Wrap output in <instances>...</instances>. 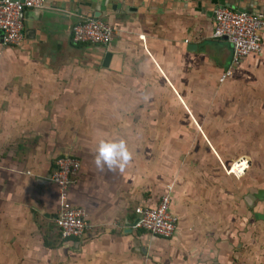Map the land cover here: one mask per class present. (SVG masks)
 <instances>
[{
    "label": "crops",
    "instance_id": "0c3cea01",
    "mask_svg": "<svg viewBox=\"0 0 264 264\" xmlns=\"http://www.w3.org/2000/svg\"><path fill=\"white\" fill-rule=\"evenodd\" d=\"M47 2L0 52V264H264V49L234 65L213 37L219 6L264 12V0ZM97 12L113 42L74 44ZM102 139L127 145L122 171L96 166ZM63 155L82 162L79 238L56 225ZM169 185L176 235L135 228Z\"/></svg>",
    "mask_w": 264,
    "mask_h": 264
},
{
    "label": "built area",
    "instance_id": "2783aa9c",
    "mask_svg": "<svg viewBox=\"0 0 264 264\" xmlns=\"http://www.w3.org/2000/svg\"><path fill=\"white\" fill-rule=\"evenodd\" d=\"M47 0H0V52L2 48L17 46L25 40L23 13L30 9L44 8ZM74 44L92 43L110 45L115 37L114 26L94 17H87L73 26ZM213 37L227 39L233 48V64H239L251 54H261L264 49V12H241L230 6L215 10ZM233 75L230 68L220 78L221 82ZM82 169V162L73 155L57 158L55 170L50 177L59 188L61 208L56 225L64 239L79 238L91 228L87 210L71 202L69 194L74 179ZM173 186H167L155 206L136 209L138 219L135 228L147 231L154 237L173 238L179 226V217L171 209Z\"/></svg>",
    "mask_w": 264,
    "mask_h": 264
},
{
    "label": "clouds",
    "instance_id": "9594fccd",
    "mask_svg": "<svg viewBox=\"0 0 264 264\" xmlns=\"http://www.w3.org/2000/svg\"><path fill=\"white\" fill-rule=\"evenodd\" d=\"M130 159L127 145L123 140H100L95 157V164L103 169L105 165L109 169H124Z\"/></svg>",
    "mask_w": 264,
    "mask_h": 264
},
{
    "label": "water",
    "instance_id": "95a60500",
    "mask_svg": "<svg viewBox=\"0 0 264 264\" xmlns=\"http://www.w3.org/2000/svg\"><path fill=\"white\" fill-rule=\"evenodd\" d=\"M48 3V2H47ZM46 3V6L44 7V8H38V9H30L32 12H33V10H35V11H44L46 8H48V4ZM229 6V5H228ZM230 7H233V6H230ZM234 8H236V7H234ZM236 9H238L239 11H241V12H248L246 9H244V8H236ZM27 12V11H26ZM26 12H24L23 13V19H24V21H25V18L27 19L28 18V13H26ZM252 13H255V12H252ZM100 16H101V14H100V12H97L96 14H95V16H90V17H94V18H97V19H99L100 18ZM82 20V18L80 19V20H78V22L79 21H81ZM77 22V23H78ZM76 24V23H75ZM74 24V25H75ZM27 33V30H25V34ZM190 48L191 49H195V48H197V46L196 45H192V46H190ZM262 193V192H261ZM264 194V193H263ZM258 197L260 198V199H262V198H264V196H262V195H258Z\"/></svg>",
    "mask_w": 264,
    "mask_h": 264
},
{
    "label": "rangeland",
    "instance_id": "374dc122",
    "mask_svg": "<svg viewBox=\"0 0 264 264\" xmlns=\"http://www.w3.org/2000/svg\"><path fill=\"white\" fill-rule=\"evenodd\" d=\"M178 170H181V169H178ZM241 200V199H240ZM242 201V200H241Z\"/></svg>",
    "mask_w": 264,
    "mask_h": 264
},
{
    "label": "trees",
    "instance_id": "16d2710c",
    "mask_svg": "<svg viewBox=\"0 0 264 264\" xmlns=\"http://www.w3.org/2000/svg\"><path fill=\"white\" fill-rule=\"evenodd\" d=\"M82 44V43H81ZM77 45H79V44H77Z\"/></svg>",
    "mask_w": 264,
    "mask_h": 264
}]
</instances>
